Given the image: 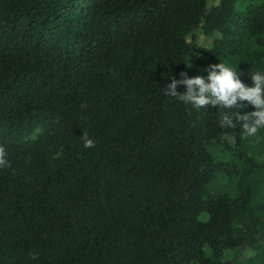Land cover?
<instances>
[{
  "label": "trees",
  "instance_id": "trees-1",
  "mask_svg": "<svg viewBox=\"0 0 264 264\" xmlns=\"http://www.w3.org/2000/svg\"><path fill=\"white\" fill-rule=\"evenodd\" d=\"M220 60L264 0H0V264H264V128L164 94Z\"/></svg>",
  "mask_w": 264,
  "mask_h": 264
},
{
  "label": "clouds",
  "instance_id": "clouds-1",
  "mask_svg": "<svg viewBox=\"0 0 264 264\" xmlns=\"http://www.w3.org/2000/svg\"><path fill=\"white\" fill-rule=\"evenodd\" d=\"M190 52L183 61L186 67L191 66ZM236 64L233 66L220 60L219 63L209 65L206 77H189L186 72H181L178 79L169 75L170 82L166 84L164 94L195 109H223L225 111L221 113L219 120L222 128L233 129L239 124L245 136H256L264 128V72H252L251 86H246L239 78ZM181 85L184 87L182 92L178 91V86ZM248 106H252L254 110L243 112ZM230 139L234 141L235 138ZM85 146L93 147L94 142L88 139ZM7 166L6 153L0 147V168Z\"/></svg>",
  "mask_w": 264,
  "mask_h": 264
}]
</instances>
